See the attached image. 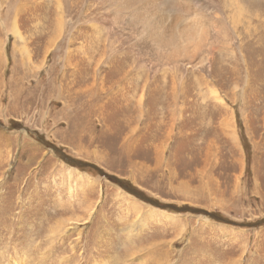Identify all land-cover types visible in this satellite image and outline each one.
Masks as SVG:
<instances>
[{
	"label": "rangeland",
	"instance_id": "obj_1",
	"mask_svg": "<svg viewBox=\"0 0 264 264\" xmlns=\"http://www.w3.org/2000/svg\"><path fill=\"white\" fill-rule=\"evenodd\" d=\"M210 1L222 33L242 23L201 72L151 68L119 32L46 51L0 0V264H264V0Z\"/></svg>",
	"mask_w": 264,
	"mask_h": 264
},
{
	"label": "bare ground",
	"instance_id": "obj_2",
	"mask_svg": "<svg viewBox=\"0 0 264 264\" xmlns=\"http://www.w3.org/2000/svg\"><path fill=\"white\" fill-rule=\"evenodd\" d=\"M5 1L7 7L13 11L14 25L12 32L19 35L17 24L23 22V19H30L32 20L31 22L36 21L37 24L35 27H37L36 30H38L39 38L45 43V46H43L46 51L57 50V52H59V50H62V45L66 46L64 38L68 36L67 33L72 31L75 37L79 35L78 33H81V28H85L87 33H95L102 30L106 37H109L112 33L116 34V32H119L126 41V46L129 49H137L146 56L145 58H147L151 68L160 65L163 68L172 66L176 69H184L192 65L194 69L197 68V70L201 72H210L209 61L213 59L215 41L219 37H217L216 34L221 33L220 42L221 39L224 40L226 38L228 45L230 44L233 46L232 40L237 37L235 27L242 23L241 20L237 25L231 23V25H228L229 29L227 30L226 28L227 31L222 33V25L220 23L222 19H219L220 16L214 15L218 8L214 2L210 0H180L181 2H174L175 0L171 2H168V0H95L93 4L91 3V6L82 9L80 15L86 17L88 20L84 23L82 22L78 26H75L74 23V12L76 9L80 10L81 6L84 5V1L88 3L89 0ZM207 1H209L210 4ZM203 2L208 3L209 9L204 8ZM191 4L196 5L197 8L192 10L187 8V15H184L186 5ZM231 5H229V7ZM94 12L97 13L94 15ZM189 18L190 21L182 25V22ZM231 33L233 37H231ZM111 41L110 39L108 40L112 54L116 44ZM70 44L71 42L67 44V48ZM98 44L99 42L96 45ZM222 50L224 49L220 48V51ZM68 54H70V52L67 49L65 51L64 57L66 58L64 59L63 68L67 66L65 62L70 58ZM210 56L212 57L210 58ZM115 59L118 58H111L108 64L111 65L112 61ZM87 60H90V58ZM198 60L199 62H197ZM225 60L227 59L225 58ZM130 61V57L129 59L125 57L118 59L117 67H119L120 75L127 73L126 69L131 71L127 76L133 73L132 62L130 63ZM184 71H186V69ZM65 74H67V70H65ZM142 74H144V72ZM137 80L138 75L136 74L134 81ZM134 81L129 77L126 81L122 82L123 84L117 90L120 91L123 89L121 95L124 102L127 100L126 97L129 96V92L133 90ZM133 97L135 98V96H132L131 99ZM164 256V253L161 252L160 257Z\"/></svg>",
	"mask_w": 264,
	"mask_h": 264
},
{
	"label": "trees",
	"instance_id": "obj_3",
	"mask_svg": "<svg viewBox=\"0 0 264 264\" xmlns=\"http://www.w3.org/2000/svg\"><path fill=\"white\" fill-rule=\"evenodd\" d=\"M54 152L56 154H58V155H62L61 151L59 149L55 150ZM60 158H61L60 160H62L63 162H65L66 164H68L70 166L80 165V166L83 167L84 170H87L86 168H89V169H92V171H94L93 168H95V167L93 165L80 162V161L72 159V158H70L68 156H60ZM98 173L101 174V175H105L106 176V174H104L101 170H98Z\"/></svg>",
	"mask_w": 264,
	"mask_h": 264
}]
</instances>
